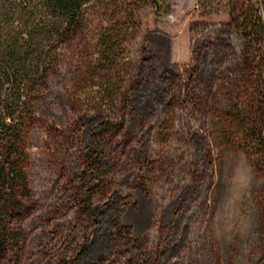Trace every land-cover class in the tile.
I'll return each mask as SVG.
<instances>
[{
	"label": "rangeland",
	"instance_id": "374dc122",
	"mask_svg": "<svg viewBox=\"0 0 264 264\" xmlns=\"http://www.w3.org/2000/svg\"><path fill=\"white\" fill-rule=\"evenodd\" d=\"M166 3L160 20L151 0L89 7L35 94L24 242L3 264H264V166L241 130L264 117V70L232 20L259 0Z\"/></svg>",
	"mask_w": 264,
	"mask_h": 264
},
{
	"label": "trees",
	"instance_id": "16d2710c",
	"mask_svg": "<svg viewBox=\"0 0 264 264\" xmlns=\"http://www.w3.org/2000/svg\"><path fill=\"white\" fill-rule=\"evenodd\" d=\"M151 1L157 19H162L168 11L166 0ZM103 2L119 7L133 0H0V264L24 242L22 225L28 217L25 203L30 199L26 144L35 120V94L59 66L67 46L86 29L89 7ZM202 2L197 0L198 5ZM232 20L244 41V56L261 59L260 69L264 70V0ZM99 65H95L94 79L100 77ZM93 99L114 102L112 93L104 95L101 91ZM241 130L243 141L259 159L257 167L262 169L264 117L261 123L243 120ZM113 131L109 126L105 133ZM226 138L231 140L234 134ZM102 142H107L105 135L86 155L89 169L99 177L103 152L98 143ZM95 187H87L81 195L86 214L91 207L89 192ZM78 264L91 263L81 259Z\"/></svg>",
	"mask_w": 264,
	"mask_h": 264
}]
</instances>
